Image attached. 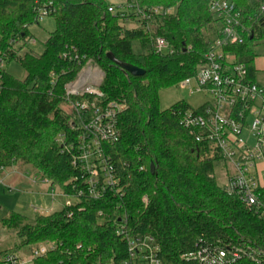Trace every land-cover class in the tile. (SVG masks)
Listing matches in <instances>:
<instances>
[{"label":"trees","instance_id":"1","mask_svg":"<svg viewBox=\"0 0 264 264\" xmlns=\"http://www.w3.org/2000/svg\"><path fill=\"white\" fill-rule=\"evenodd\" d=\"M210 2L127 0L135 11L122 17L110 12L107 0H0V58L17 62L27 73L18 80L0 69V168L31 166L52 186L71 192L68 183L77 174L74 150L63 149L76 146L77 132L72 112L66 110V85L89 61L104 73L97 106L126 105L118 116L119 140L104 145L125 195L84 198L75 207L34 219L12 213L2 224L21 241L8 254L53 242L56 249L34 264H126L130 240L136 237L154 238L162 264H197L183 257L196 249L199 239L264 250V218L218 185L214 165L222 160L219 153L180 125L178 113L191 107L179 102L162 111L159 106L161 90L179 86L206 63L205 54L218 37ZM262 6L264 0H237L246 33L242 44L227 49L246 65L251 79L256 49L264 42ZM47 8L53 11L56 29L44 42V52L37 54L28 48L34 39L30 27L40 23V11ZM128 20L140 26L121 25ZM159 37L166 39L172 54L155 53ZM107 54L145 70V75H131ZM89 99L94 97L72 101ZM61 135L66 137L63 145ZM257 195L264 204V187Z\"/></svg>","mask_w":264,"mask_h":264},{"label":"built area","instance_id":"2","mask_svg":"<svg viewBox=\"0 0 264 264\" xmlns=\"http://www.w3.org/2000/svg\"><path fill=\"white\" fill-rule=\"evenodd\" d=\"M110 12H120L122 17L129 5L110 7ZM209 11L218 20V37L210 44L205 54L206 63L196 74L182 81L179 86L189 89L190 94H204L209 100L197 109L180 112L179 123L193 135L197 142H208L216 150L222 163L230 167L225 190L237 195L249 208L264 218V204L257 191L264 185L260 182L258 165L264 164V86L249 77L245 64L228 51L230 46L242 44L246 28L241 24L242 15L237 0H211ZM264 11V6H262ZM51 9H42L39 22L52 14ZM139 12V11H138ZM156 14L161 10L155 9ZM159 55L172 54L169 43L159 37L154 43ZM5 56L0 58V69L6 67ZM104 79L103 71L92 61L81 70L78 77L66 85L67 99L71 106L72 128L77 132L76 146L65 145L63 152L73 154L76 176L68 183L71 192L53 190L49 196L54 201L61 196L66 199L63 208L75 207L84 198L100 200L109 194L123 197L125 186L111 155L106 154L104 145L119 140L118 116L126 109L123 102H113L106 107L96 104L101 98L100 90ZM94 97V100L73 102L74 97ZM65 136L59 137L62 145ZM128 163L125 164V167ZM3 167L0 171H4ZM49 183L48 180L45 181ZM2 184V181L0 180ZM147 203V197L142 200ZM38 211L37 208L34 209ZM130 262L144 261L145 264H162L160 249L152 237H136L129 243ZM53 242H45L32 248L28 258L8 254L3 264H34V260L56 249ZM186 261L197 264H236L246 260L251 264H264V250L247 246H236L220 240L209 242L199 239L196 249L184 255Z\"/></svg>","mask_w":264,"mask_h":264},{"label":"rangeland","instance_id":"3","mask_svg":"<svg viewBox=\"0 0 264 264\" xmlns=\"http://www.w3.org/2000/svg\"><path fill=\"white\" fill-rule=\"evenodd\" d=\"M111 7L118 8L120 5H126L127 0H107ZM133 10L127 11V14H133ZM127 29H137L140 25L132 20L121 23ZM56 29V21L53 17L43 18L38 25L30 27V32L34 36L28 45L30 50L37 54L44 52V42L50 34ZM134 51L139 53V46L134 45ZM257 58L255 59L256 77L255 82L264 86V42L259 43L257 49ZM6 71L18 80H25L27 73L25 69L17 62H8L5 67ZM209 97L204 94H190L189 89L182 86H174L163 89L159 92V106L162 111L168 110L179 102L187 103L191 108L197 109L204 105ZM66 110L71 112V106ZM230 167L222 162H216L214 165V175L218 185L225 188L227 184V173H230ZM258 174L260 182L264 185V164L258 165ZM0 259L20 243L21 239L14 230L4 227L2 221L12 213H17L34 219L38 215H49L59 212L63 209L66 199L57 197L54 201L49 196L53 190L56 194H61V189L51 184H43L41 176L31 166L16 164L13 167L0 172ZM32 181L41 183L35 185ZM50 206L52 211H47ZM37 208L38 211L34 209ZM43 244V243H42ZM41 245V244H40ZM39 246V245H38ZM37 247V246H36ZM34 248V247H33ZM32 248H24L16 253L21 258H28Z\"/></svg>","mask_w":264,"mask_h":264},{"label":"water","instance_id":"4","mask_svg":"<svg viewBox=\"0 0 264 264\" xmlns=\"http://www.w3.org/2000/svg\"><path fill=\"white\" fill-rule=\"evenodd\" d=\"M107 57L114 64L121 67L123 70H125L126 72L130 73L131 75H133L135 77H142L145 75V70H143L139 67L133 66V65L123 64V63L119 62L112 54H107ZM150 170H151V173L154 174L155 167L153 164H151Z\"/></svg>","mask_w":264,"mask_h":264},{"label":"crops","instance_id":"5","mask_svg":"<svg viewBox=\"0 0 264 264\" xmlns=\"http://www.w3.org/2000/svg\"><path fill=\"white\" fill-rule=\"evenodd\" d=\"M255 77H256V74H255ZM255 77L253 78V80H255ZM254 82H255V81H254ZM5 170H6V169H5ZM5 170H4V171H5ZM0 172H1V171H0ZM42 179H43V178H42ZM45 181H46V179H43V180L41 181V183H43V184H50V183H46ZM32 183L35 184V185H39V184H41V183H38V182H36V181H32ZM53 203H55V201L52 202V204H53ZM53 205H54V204H53ZM46 209H47V211H52V209H51L50 206H48ZM51 214H52V213H51Z\"/></svg>","mask_w":264,"mask_h":264}]
</instances>
